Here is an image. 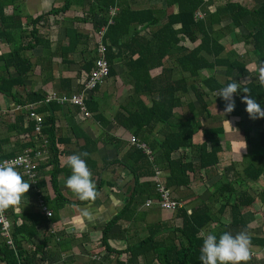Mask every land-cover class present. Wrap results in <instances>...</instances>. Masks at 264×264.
I'll return each instance as SVG.
<instances>
[{
  "label": "trees",
  "instance_id": "obj_1",
  "mask_svg": "<svg viewBox=\"0 0 264 264\" xmlns=\"http://www.w3.org/2000/svg\"><path fill=\"white\" fill-rule=\"evenodd\" d=\"M20 1L0 0V19L3 26L0 30V39H6L9 43L14 42L12 40L15 37L14 31L22 30V14L20 10H16L13 14L7 15L4 8L16 5ZM144 1L149 3L148 7L133 8V3ZM71 3L72 0H65L60 8H52L51 13L65 11ZM87 3L88 11L82 21L91 22L96 31L105 27L101 41L106 47L107 78L116 76L115 64L118 61L122 62L129 77L131 93L127 95L125 103L120 104L118 110L109 118L100 111V103L94 99L99 86L83 94L85 109L100 125L103 133L102 137L99 136L101 138H93L79 128H72L74 137L83 141V144L79 146V153L85 151L88 153L87 157L82 158L87 161L92 175L97 174V163L92 158V154L98 150L97 144L101 142L119 151L122 143L118 137L105 131L111 121L127 130L140 142L145 143L151 151L149 156L140 148L130 145L121 158L102 159L104 167L120 165L127 169L133 179V184L122 208L102 228L100 243L104 251L108 253L118 255L127 253L126 258L122 261L117 260L116 264H140V258L144 259V264H151L152 261L159 264H200V248L204 235L202 229L218 220L216 216L218 212H214L208 203H199L188 211L187 207L180 202L175 210L176 216L181 219L180 226H166L164 222L149 224L146 226L148 231L146 237L124 249L119 250L110 246L109 240L115 238L111 229L120 220L136 222L139 206L136 201L137 196L143 195L146 199L157 197L154 185L149 181H141L143 177L153 174L154 166L162 167L168 172L167 187L188 186L192 173L218 162V152L222 150V128L204 129L203 141L197 145L192 144V137L201 128L200 118H203L205 114H210L208 111L209 96L233 82L232 74L235 70L240 72L246 70L243 60L238 59L237 56H230V53L233 54L234 51H226L225 44L221 42L224 36L221 30L222 28H228V30L237 27L246 28L244 42L251 45L252 54L260 67L264 62V0H259L251 8L240 0H225V3L215 6L213 10L209 8L213 3L212 0H88ZM172 6L176 7V11L168 12V8ZM112 9H115L113 15L110 13ZM42 17L43 13L34 19L26 16V20L30 19L33 23H37ZM224 20H229V24L222 25ZM141 29L147 30V33H141ZM22 31L21 36H23ZM216 32L219 33L216 35ZM27 35L29 40L25 45L0 55V92L2 93L12 94V88L21 86L27 73L32 69L33 66L29 58L24 56V51L47 41L36 28H31ZM67 37L69 45L67 52L62 49V57L76 52L83 38L74 28L67 30ZM186 39L192 42L199 40L192 48H189L181 44ZM97 48L98 42L96 41L91 55L87 56L80 65L81 73L88 74L95 65ZM218 68L223 69L222 74L216 72ZM257 68L256 73H258ZM178 70L180 74L173 77ZM203 71H208V74H204ZM223 75L224 79H220ZM71 81L68 78L59 80V83H65V86L55 92L57 96L80 91L78 86L74 87ZM240 86L248 88L250 93L238 90L239 95L234 94L236 96L235 108L231 113H226L227 116L238 117L247 113L246 104L242 102L241 97L249 94L255 97L264 108V87L258 78L250 77L246 81H240ZM190 92L194 101L187 102V112L181 114L176 120L179 116L174 112V108L182 106V97ZM25 94L23 99L13 96V100L21 107L33 105L34 111L42 116L41 129L38 133L34 131L35 121L27 118L26 109L15 117L14 122L17 127L25 123L23 132L41 142L45 141L44 146L51 156L49 163L52 170L49 181L55 197L52 200L45 199L44 202L51 213L50 216L38 210L23 214L19 225L13 222L11 237L14 246L8 245L3 238L0 239V260L5 264H44V260L48 257L46 248L49 242L54 240L55 245L60 247L64 244L61 236L45 233L42 241L30 249L22 248L21 236L30 239L39 235L40 225L58 222V211L66 204L80 205L87 202V200H80L74 193L75 201L62 195L57 181V176L63 168H66L64 171L66 179L71 174V169L67 163L59 168L60 152L56 143L60 139L56 137L54 114L66 105L74 107L75 113H79L77 107L68 101H60L56 98L46 102L44 101L45 94L41 91H29ZM217 94L218 92L214 95L217 108L225 109L226 102ZM143 97L148 98L147 103ZM259 122L264 123V118H259ZM158 123L161 124V131L158 139H155L150 134ZM249 131L250 129H243L244 139L250 145L255 146L251 141ZM19 145L12 152L0 153V160L22 153L26 149L31 155L37 151L33 140ZM256 145L259 151H264L258 144ZM182 147L198 151L196 164L192 161H185L182 156H171L174 151ZM40 165H37V170ZM243 171L251 180H256L261 174V169L250 164H246ZM252 171L255 172L254 175H251ZM19 173L23 179L28 181L23 172L19 171ZM226 184L231 185L229 182H225ZM101 186L100 181V185L96 187L97 190ZM41 187L37 185L36 188L41 189ZM220 188H223L222 192L228 190L223 186ZM233 192L235 194H228L225 202H221L218 211L222 214L228 206L230 223L247 228L241 207L249 206L254 198L244 190ZM218 223L219 231H213L217 236L223 233L220 229L225 225L220 221ZM117 236L122 235L119 233ZM251 238V244L264 247V237Z\"/></svg>",
  "mask_w": 264,
  "mask_h": 264
},
{
  "label": "crops",
  "instance_id": "obj_2",
  "mask_svg": "<svg viewBox=\"0 0 264 264\" xmlns=\"http://www.w3.org/2000/svg\"><path fill=\"white\" fill-rule=\"evenodd\" d=\"M87 1L72 0L68 9L58 13H54L53 11L51 13L52 8H60L65 0H21L16 5H9L4 8V12L7 15L13 14L16 10H20L23 31L21 29L14 31L15 37L12 39L14 42L9 43L6 39H0V55L9 53L13 48L25 45L29 40L27 34L31 28L38 29V33L47 39L46 42H42V44L24 51V56L29 58V62L33 66L27 73L24 83L21 86H14L12 88L13 95L11 93L0 92V153L12 152L20 146L19 144L32 142L33 140L35 142V148L38 151L36 161L38 166L41 164L36 172L35 182L28 180L30 187L28 192L22 197L21 203L5 209L6 215L10 220L11 231L13 229V222L16 225L22 222L23 214L25 215L38 210L44 213L43 209H47L44 204L45 199L52 200L55 197L49 181L52 170L49 163L51 156L44 146L45 141L41 142L35 137L30 136V134L28 135L23 132L22 129L26 126L25 123L17 127L14 122L15 117L24 111L25 107L16 104L13 96L23 99L26 92L41 91L44 92L46 97L48 93L52 91L58 92L59 89L65 86V83H59V80L66 78L71 79L74 87L78 86V90L80 89L77 81L81 80L84 74L80 71V65L85 61L87 56L89 57L91 55L98 38V31L93 29L91 22L82 21L88 11ZM153 2L156 3L158 1ZM157 5L160 6V4ZM132 6L133 8L148 7L149 3L146 1L137 2L133 3ZM212 6L213 3L209 7L211 10L215 7L211 8ZM247 7L251 8L250 6ZM169 11H176V7L172 6L168 8ZM42 13L43 17L37 23H33L30 19L26 20V16L34 19ZM69 28L76 29L83 38L78 44L76 52L62 57V49H65L67 52L69 45L67 37V30ZM2 29L3 26L0 19V30ZM21 31L23 32V36H21ZM144 32L147 33V30L141 29V33ZM224 36L223 38L226 37ZM198 40L192 42L186 39L181 44L192 48ZM230 50L233 51L234 49ZM234 51L236 52V50ZM45 53L46 56H43ZM242 60L244 61L245 59L242 58ZM120 63L122 64V62L115 64L116 69L120 66ZM248 63L245 61L246 70L241 72V82L254 76L257 79L260 75L261 65L259 67V63L257 62L256 68H259H257L258 73H256V68L250 70ZM79 71L80 73L78 74ZM10 72L12 73V69H10ZM117 72L123 71L117 70ZM203 73L208 74L205 71ZM178 74H180L179 70L173 74V77H177ZM261 84L264 87V83ZM115 89L120 90L123 87L118 86ZM217 92L219 91H215L211 95L214 98L208 106L210 114H205L203 118H200L201 128L199 129L200 131L198 130L193 135L192 144L197 145L203 141L204 129L222 128V150L218 152V162L205 169L198 170L196 168L197 171L191 174L192 179L188 186H171L169 189L173 196L182 205L187 207L188 211L191 207L205 202L210 205L214 212H218L216 215L218 220L207 225L209 227L207 232L219 231L218 221H220L225 224L220 229L223 232L227 231L235 235L238 232L246 231L253 238H262L264 237V151H259L256 144L264 149V123H260L259 119L250 118L248 113H244L242 116L232 117L227 116L225 112V115L220 117L219 109L224 110V108H217L214 96ZM110 95H112L111 92ZM233 98L235 100L236 96L234 95ZM143 100L145 103L148 102V99H145V97H143ZM101 101L103 103V96H101ZM125 101H114L112 103L119 106L125 103ZM182 101V106L174 108V112L179 116L176 120L180 118L181 114L187 112V102L194 101L192 93H187L182 97ZM54 116L56 137L60 139L56 143V147L60 152L58 156L59 168H62L67 163L70 155L79 153V146L83 144L82 140L74 137L72 128H79V130L81 129L93 138H101L103 129L94 121L92 116L83 118L81 114L75 113L74 107L69 105L61 107L60 110L55 112ZM243 123L246 125L242 128ZM99 127L102 129L101 131ZM160 127L161 124L158 123L150 134L155 139H158L157 137L161 131ZM244 128L250 129L249 135L255 146L245 141L244 135L240 138ZM105 131L118 137L122 143L119 146V151H117L112 146L99 142L97 144V152L92 154V158L97 163V174H93L92 179L95 181L96 187L100 185V181L102 183L100 189L97 190L96 198L94 200H87V202L80 205L66 204L58 211V222L54 224L48 223L38 227L40 230L39 235H35L30 239L19 235L22 237L21 246L26 249L33 248L35 244L40 243L45 233L61 236V239L64 240V244L60 246L61 248L55 245L54 240L49 242L46 248L48 257L44 260V264H116L117 260L122 261L127 256V253L118 255L104 251L100 243V238L104 225L124 205L129 196L133 179L127 169L120 165L104 167L102 159L107 158L108 160H112L121 158L127 148L130 147L129 136L131 134L128 131L124 132L123 128L115 124L114 121L110 122L105 128ZM197 152L195 149L182 147L174 151L171 156H182L185 161H192L196 164L198 160ZM246 160L247 162H245ZM245 164H250L259 170L261 169L260 177L256 180L247 178L243 171V168L246 166ZM159 168L166 174V178L168 172L162 167ZM65 170L66 168H63L57 176L58 186L62 195L71 201H75L76 198L73 192L65 186ZM18 171L20 170L18 169ZM254 174L255 172L252 171L251 175ZM151 176L143 177L141 181L151 182ZM103 178L107 183L106 189L103 186ZM225 182H229L231 185L226 184V186ZM37 185L42 186L41 189H37ZM220 186L228 190L222 192L221 190L223 188H220ZM232 189L239 192L240 190H244L254 198V201L249 206L241 207L242 216L245 219L247 228L230 223L228 206L223 210L222 214L218 211L221 202H225L228 194H235L233 192L235 190ZM230 190L231 192H229ZM239 192L236 193L238 194ZM158 196L157 194V197L154 199L147 198L152 200L150 205H146L147 199L143 195L136 197V201L139 203L136 222L131 223L126 220L118 221L111 229V233L115 237L109 240L111 247L119 250L124 249L137 240L146 237L148 233L146 226L149 224L164 222L166 226H180L181 219L176 216L175 211L161 209L157 203ZM119 233H121V237L117 236ZM2 238L4 237L0 233V239ZM140 259V264H144V259ZM150 263L159 264L156 261ZM0 264L5 263L0 260ZM247 264H264V247L251 244V259Z\"/></svg>",
  "mask_w": 264,
  "mask_h": 264
},
{
  "label": "clouds",
  "instance_id": "obj_3",
  "mask_svg": "<svg viewBox=\"0 0 264 264\" xmlns=\"http://www.w3.org/2000/svg\"><path fill=\"white\" fill-rule=\"evenodd\" d=\"M258 79L264 83V62L261 63ZM238 90L250 93L248 88H241L240 82L237 80L226 84L219 90L217 95L226 102L224 112L231 113L234 110L233 96L234 94L239 95ZM241 100L246 104L245 110L250 118H264V108L255 97L249 94L242 96ZM87 156L88 153L85 151L72 154L67 159V166L71 169V174L65 180V186L82 201L94 200L97 196L92 173L87 161L82 158ZM29 187L30 183L23 179L14 165L7 162L0 163V210L19 205ZM202 239L200 264H247L251 259L252 238L246 231L238 232L235 235L225 231L219 236L213 232H207L204 233Z\"/></svg>",
  "mask_w": 264,
  "mask_h": 264
},
{
  "label": "built area",
  "instance_id": "obj_4",
  "mask_svg": "<svg viewBox=\"0 0 264 264\" xmlns=\"http://www.w3.org/2000/svg\"><path fill=\"white\" fill-rule=\"evenodd\" d=\"M114 12L115 10L112 9L110 11L111 15H113ZM109 21L111 22V20ZM104 31L105 27H102L97 34L98 48L95 65L88 74H83L81 80L77 81L78 85L80 86V91L61 96H57V94L52 91L46 95L44 101H51L55 98L60 101H68L70 104L77 107L79 114H81L83 118H87L90 116L85 109L83 94L85 92L93 90L102 82V80H104L108 76V63L105 59L106 47L101 41ZM17 107L19 106L17 105ZM24 107V109H26L27 111V118L33 119L35 121L34 131L38 133L41 129V114L36 113L33 109V105L31 104ZM129 141H131L133 143L132 145H134L136 148H140L145 154L149 156L151 155L149 147L145 143L140 142L139 139H137L135 136H132ZM36 157H38V151H36L34 155H31L30 151L26 149L22 153L0 160V163L7 162L14 165L17 169L23 172L28 180L34 181L36 179L38 165ZM153 170L154 172L151 176V183L154 185V188L159 195L157 203L163 210H176L179 207V201L175 199L169 187L166 186V174L157 166H154ZM151 203V199L146 200V205H150ZM43 212L48 216L51 215L50 211L45 208L43 209ZM0 233L5 238L6 243L10 246H13L10 220L6 215L5 209L0 210Z\"/></svg>",
  "mask_w": 264,
  "mask_h": 264
},
{
  "label": "rangeland",
  "instance_id": "obj_5",
  "mask_svg": "<svg viewBox=\"0 0 264 264\" xmlns=\"http://www.w3.org/2000/svg\"><path fill=\"white\" fill-rule=\"evenodd\" d=\"M213 1V6L211 8H213L214 6L217 5H221L223 3H225V0H212ZM241 2L245 3L247 6H254L256 4V2L258 0H240ZM226 23L229 24V20H224L222 22V25H226ZM225 34V38H220L221 42H223L225 44L226 47V51H230V49H234L236 50V52L234 51V53H230L232 57H238V59L247 61V63L250 65V70H254V68H256V64L257 61L254 57V55L251 53V45L247 44L245 45L244 42V34L247 32L246 28L244 27H237V28H231L228 30V28H222V30ZM219 32H216L215 34L217 35ZM190 41V40H189ZM189 43V42H187ZM243 53V54H242ZM43 56H46V53L43 54ZM117 64H119V61L117 62ZM123 67V68H122ZM122 68V69H121ZM126 68V67H125ZM125 68L123 66V64L120 63V66L117 67V69L115 68V70H122L123 72H117L116 76L114 77H106L104 80H102V82L98 85L99 86V90L94 94V99L98 100L100 103V111L104 114L105 117L109 118L111 117L114 112L116 110H118V105L113 104L112 102H123L125 101V97L131 93V84L129 81V77L126 74ZM206 73H208V71H205ZM217 73H223V69L218 68L216 70ZM241 72L235 70L233 72V81H241L242 80V76H241ZM224 75L222 76V78L220 79H224L223 78ZM253 78L256 79V77L254 76ZM118 86H122L123 89L120 90H116L115 88ZM115 87V88H114ZM110 92L112 93V95H110ZM109 93V94H108ZM213 95V94H212ZM101 96H103L104 101L102 103L101 101ZM214 98V97H213ZM212 96H209V102L213 101ZM145 99H148L147 97H145ZM219 116L222 117L225 115V112L223 109H219ZM179 119V118H178ZM246 124L243 123L242 128L245 126ZM99 130L101 131L102 129L99 127ZM124 132H127V130H125L123 128ZM133 135L129 136V139H131ZM243 134L240 136V138H242ZM223 137V136H222ZM130 145H132L133 143L131 141H129ZM263 145H264V138H263ZM249 160V159H248ZM251 160V159H250ZM247 162V160L245 161ZM246 165V164H245ZM107 166H111V165H107ZM105 166V167H107ZM260 177V176H259ZM258 179V178H257ZM103 186L106 189L107 183L105 181V179L103 178ZM232 183V182H231ZM255 184V183H254ZM208 226H205L202 229L203 234L206 233L208 231ZM5 240V238H3Z\"/></svg>",
  "mask_w": 264,
  "mask_h": 264
}]
</instances>
